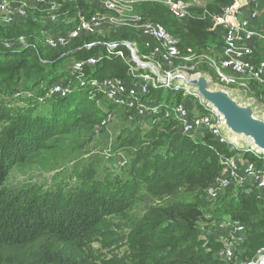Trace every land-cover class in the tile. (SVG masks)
<instances>
[{"label":"trees","instance_id":"16d2710c","mask_svg":"<svg viewBox=\"0 0 264 264\" xmlns=\"http://www.w3.org/2000/svg\"><path fill=\"white\" fill-rule=\"evenodd\" d=\"M61 1L69 18L98 9L84 0ZM135 9L177 36L181 47L222 45L202 9L195 8L199 14L184 21L154 0L142 1ZM65 28L64 22L48 26L38 9L12 24H0V37L14 44L0 47V264H238L252 258L264 246V194L241 185L207 199L204 190L220 171L219 156L235 154L209 133L190 137L172 120L150 124L120 117L126 135L116 140L113 157L119 150L130 157L119 169L109 164L110 169L99 171L90 159L81 169L70 165L66 158L72 152L108 128L93 133L107 105L101 96L90 98L85 87L77 86L65 96L47 97V90L54 83H68L70 58L105 51L102 44L79 49L84 42L135 40L139 53L145 49L140 33L129 27L82 35L58 48L43 44L46 30ZM20 37L24 45L18 43ZM45 66L49 69L40 74ZM127 70L123 59L112 56L101 58L86 73L88 78L130 81ZM20 75L29 83L19 90L38 88V95L23 97L14 106L8 103L9 95L18 90ZM149 94L183 100L181 92L161 87ZM224 216L246 229L245 240L236 244L246 241L245 250L234 246L231 262L217 256L223 242L215 234L203 235L198 226Z\"/></svg>","mask_w":264,"mask_h":264},{"label":"built area","instance_id":"2783aa9c","mask_svg":"<svg viewBox=\"0 0 264 264\" xmlns=\"http://www.w3.org/2000/svg\"><path fill=\"white\" fill-rule=\"evenodd\" d=\"M142 1L146 0H84L90 5L96 4L98 9L93 12L90 10L87 15L78 13L69 18L66 10L62 9L61 0H0V24H12L27 17L29 11L35 9L43 13L48 26L66 23L65 29L45 31L42 42L49 48L65 46L82 35L91 36L118 27L137 30L143 39L144 52H138L136 41L84 42L79 49L102 44L105 51L77 60L70 58L67 67L68 83H54L45 96H65L77 86L88 88L90 98L101 96L107 107L103 109L101 122L93 133H98L120 117L129 122H143L147 119L150 124L172 120L178 124L180 133L190 137L209 133L218 143L228 145L235 154L219 156L220 171L204 190L207 199L215 200L221 193L241 185H252L264 194V153L239 148L227 140L219 127V116L212 108L201 103L198 93L178 82H158L149 69L137 66L131 59L130 51L133 49L143 61L157 64L167 76L179 69L191 73L203 70L215 82L236 88L264 104V0H228L222 4L217 3V10L203 9L202 16H208L211 20L210 30L218 31L222 38V45L218 49L181 47L180 39L160 22L136 11L135 5ZM154 1L167 6L179 21L196 16L190 10L191 2L198 0ZM18 43L25 44L21 37ZM13 46L10 40L0 37V47L10 49ZM112 56L126 62L130 81L117 76L87 77V68L92 69L101 58L110 59ZM160 87L165 92H181L183 100L168 101L164 99V94H149L151 89ZM186 98L191 100L189 104L185 102ZM216 230L221 236L224 234L227 237L222 240L223 246L217 256L229 262L234 256V247L230 244L242 243L246 229L239 221L231 220L219 223ZM240 264H264V246L252 258Z\"/></svg>","mask_w":264,"mask_h":264},{"label":"water","instance_id":"95a60500","mask_svg":"<svg viewBox=\"0 0 264 264\" xmlns=\"http://www.w3.org/2000/svg\"><path fill=\"white\" fill-rule=\"evenodd\" d=\"M131 59L140 69L147 68L152 72L160 83L178 82L187 86L190 90L200 96L201 103L208 108H212L220 118L219 127L227 140L236 144L242 149L250 148L252 142L264 148V104L260 103L255 97L245 95L236 88L228 87L214 82L212 76L203 70L188 72L186 70H175L169 76L162 73L157 64L151 61H143L133 49ZM219 86L229 91H234L242 98L232 99L227 93L220 90H213V86ZM235 138V140H233Z\"/></svg>","mask_w":264,"mask_h":264},{"label":"rangeland","instance_id":"374dc122","mask_svg":"<svg viewBox=\"0 0 264 264\" xmlns=\"http://www.w3.org/2000/svg\"><path fill=\"white\" fill-rule=\"evenodd\" d=\"M189 1H191V0H189ZM218 1H221V0H217L216 2H215V0H198L197 2L192 1L191 2L192 3L191 8H194V9H192L193 10L192 13L197 14L198 12H195L196 11L195 8L202 9V11H203L204 8H208V5L212 6L213 10H217L216 4L218 3ZM136 5H135V7H136ZM118 28H120V27H118ZM173 64L176 65L177 63H173ZM47 69H49L48 66H45L44 70L40 71L39 73L44 74ZM24 70L27 71V69H24ZM31 70H32V72L35 71L34 69H31ZM18 81L21 84L18 85L17 91H15L14 93H10V95H9L10 96V99H9L10 102L8 101L9 104L13 102L14 106H18L17 105L18 102L20 103L21 98H23V97L34 98V97H36V95H38V93H36V92H38L37 91L38 88L37 89L34 88L33 89L34 91H32V92L19 90L22 87V83H25V84L29 83V80L27 78L20 75L18 78ZM37 85H40L39 88H41V89L45 88L44 82H40ZM124 128H125L124 123H120L117 119L111 121L108 125V128L104 132L99 133L96 136H92L88 141H86L84 144H82L81 148L76 149L74 152H72L66 158V160L70 161V165L72 167H74L75 169H81L83 164L87 163L86 161L88 159L94 161L99 166V171H103V169H108L109 164H112L113 169H119L117 167L122 166L125 163V159L128 160L130 157L129 153H127L124 150H119V152H117L118 155L116 157H113V153L115 151H118V150H115V146L117 144H119L120 139H123L124 136L126 135V132L123 130ZM118 138H119V141H116ZM111 157H112V159H111ZM13 179H17V178L14 177ZM231 220H233V219H231L229 216H224V217L216 218V222H209V223L203 222V223H200V225L198 224V226H199L200 231L203 235L209 236V235L215 234L216 238L218 240L222 241V240H226L227 237L224 234H223V236H221V234L217 233L216 232V226L219 223H222L224 221L227 222V221H231ZM234 221H238V220H234ZM225 224H227V223H225ZM250 238L251 239L253 238V234H251ZM250 238H248V240ZM245 243H246V241H245ZM244 244L239 246V245L231 243L230 246H232V247L239 246L238 247L239 251H244L245 250ZM231 261L232 260H230L229 262H231ZM238 262H239V260H238ZM238 264H240V262Z\"/></svg>","mask_w":264,"mask_h":264},{"label":"bare ground","instance_id":"6f19581e","mask_svg":"<svg viewBox=\"0 0 264 264\" xmlns=\"http://www.w3.org/2000/svg\"><path fill=\"white\" fill-rule=\"evenodd\" d=\"M212 88H213V90H220V91H223V92L227 93L232 99L240 100L242 98V95H240V94H238V93H236L234 91H229V90H226V89L221 88V87L216 86V85L213 86ZM236 139L237 138L234 137L233 140L236 141ZM246 141H250V143H251L250 144V148H255L258 151L264 152V148H262L261 146L257 145L256 143L252 142L250 139L247 138Z\"/></svg>","mask_w":264,"mask_h":264}]
</instances>
